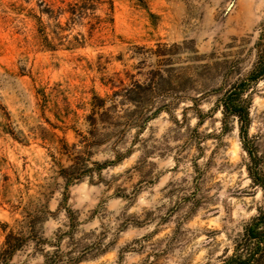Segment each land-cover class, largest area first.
<instances>
[{"label": "rangeland", "instance_id": "374dc122", "mask_svg": "<svg viewBox=\"0 0 264 264\" xmlns=\"http://www.w3.org/2000/svg\"><path fill=\"white\" fill-rule=\"evenodd\" d=\"M260 50L264 0H0V253L7 232L21 238L0 264L241 251L263 197L217 99ZM247 89L264 171V78Z\"/></svg>", "mask_w": 264, "mask_h": 264}, {"label": "trees", "instance_id": "16d2710c", "mask_svg": "<svg viewBox=\"0 0 264 264\" xmlns=\"http://www.w3.org/2000/svg\"><path fill=\"white\" fill-rule=\"evenodd\" d=\"M264 78V50H260L257 54L256 61L250 69L247 77L241 80L238 84L233 85L222 93L217 99L220 111L222 114V123L226 126L227 118L235 117L238 121L239 134L241 138L242 148L248 156L246 170L248 176L254 185H257L263 197V204L258 208L257 214L252 217L244 227L243 238L245 247L241 251H235L219 264H258V259L264 249V171L256 158V153L252 149L253 145L248 140V127L250 125L249 117V96L246 90L250 82L258 81ZM97 103H94L91 118L95 119L98 114L97 109L104 107V98L95 96ZM120 156H117L119 159ZM74 164L63 170L65 173V189L73 180L81 177V171L78 168H73ZM65 199L66 192L63 194ZM4 227L8 224L4 223ZM4 248L0 253L1 261H6L17 249L21 247V238L14 236L11 231L7 232L4 240Z\"/></svg>", "mask_w": 264, "mask_h": 264}]
</instances>
